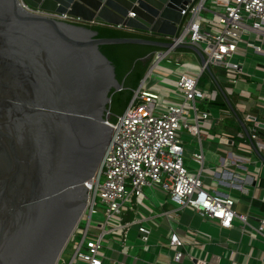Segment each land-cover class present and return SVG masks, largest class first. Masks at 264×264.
<instances>
[{"label":"water","instance_id":"water-1","mask_svg":"<svg viewBox=\"0 0 264 264\" xmlns=\"http://www.w3.org/2000/svg\"><path fill=\"white\" fill-rule=\"evenodd\" d=\"M23 1L85 22L175 36L194 0ZM97 35L93 24L33 12L22 0H0V264H57L85 213V183L113 139L106 121L111 91L123 87L100 46H173L147 35ZM175 48L194 52L211 71L196 45Z\"/></svg>","mask_w":264,"mask_h":264},{"label":"built area","instance_id":"built-area-1","mask_svg":"<svg viewBox=\"0 0 264 264\" xmlns=\"http://www.w3.org/2000/svg\"><path fill=\"white\" fill-rule=\"evenodd\" d=\"M206 1L194 0L187 5L183 22L175 36L145 33L155 39L172 42L173 46L156 50L150 55L151 63L146 76L134 90L124 112L115 121L111 120V112L108 113L106 121L114 128L113 139L100 169L85 183L89 188L84 213H88L86 227H81L79 223L69 240V243H75L77 235L81 236L72 259L66 261L62 253L57 264H74L76 259L83 260L85 264H108L112 259L105 250H114L115 246L123 255H130L134 246L129 244V232L134 226H137L145 246H150L151 230L144 224L149 217L126 221L123 216L126 203L130 202L129 208L133 210V198L142 200L145 197L146 186L163 190L174 204V209L162 213L170 220L176 219L178 209L190 206L201 215L216 219L223 227L232 228L237 224L243 231L250 228L256 234L264 235V218L252 224L249 213H238L235 210V197L221 195L206 188L202 175V149L192 155L199 163L197 168L185 165L186 148L181 132L186 129L200 139L201 118L208 120L211 114L209 111L200 113L197 104L211 103L217 98L215 91L199 84L205 67L201 65V70L196 75L180 74L174 81L175 100L159 102L160 94L156 85L146 86L147 78L152 76L154 68L162 60L181 64L182 54L173 56L174 51H177L175 45L180 43H192L199 47L210 65L227 69L226 77L232 82L238 80L234 78L238 71L264 81V0H216L225 9L218 13L220 27L214 29L206 28L200 21V12L205 8ZM22 2L26 8L36 13L74 23L97 24L85 22L82 18L67 13L42 11L28 6L23 0ZM233 57L240 58L237 63L239 67L230 65ZM247 63L252 66L245 70ZM258 71L262 72L261 76ZM191 110L194 112L193 117L190 116ZM217 120H222V117ZM243 120L250 124L247 127L250 148L258 149L259 153L264 152V142L260 140L261 134H264V121H260L258 114L254 112L245 113ZM241 136L246 137V134L242 133ZM249 163L252 162L249 160ZM260 165H264V157L261 158ZM98 197L106 206L105 220L99 221L97 234L88 237ZM111 221L113 225H110ZM108 234L118 237L115 239V236H111L104 245L103 239ZM168 245L174 251L173 262L181 261L185 239L177 230L170 233ZM191 259L193 264L207 263L196 257ZM116 264L127 263L118 260Z\"/></svg>","mask_w":264,"mask_h":264},{"label":"crops","instance_id":"crops-1","mask_svg":"<svg viewBox=\"0 0 264 264\" xmlns=\"http://www.w3.org/2000/svg\"><path fill=\"white\" fill-rule=\"evenodd\" d=\"M180 53L182 54L180 65L164 59L157 67H162V72L155 71L158 81L168 89H175L174 81L181 73L196 75L201 70L200 59L194 52L189 49L187 51L177 49L173 56L176 57ZM186 58L188 60H185ZM233 58L231 63L237 64L240 58ZM250 65L252 66L247 63L244 69ZM211 66L216 78H211V83L206 88L217 89L216 100L220 96L225 97L223 90L238 116L230 108L214 106L216 110L211 111L213 116L209 123H206L205 129H209L212 136L217 139L214 137L209 139L207 135L206 138L202 135L200 139L195 137L198 139L197 146H192L191 150L185 147L186 154L189 155L192 167L196 168L199 163L192 155L193 152L202 149L204 154L202 175L206 188L221 195L235 197L237 201L235 210L238 213H249L251 223L256 224L260 218H264V165H260V156L250 148L251 143L247 136H241L245 133L244 126L247 128L250 125L243 120L242 103L247 102L246 105H250L253 101L258 106L255 108L257 112L254 113L258 114L260 121H264V81L257 76L254 78L238 71L234 77L238 80L232 82L222 74L223 71H220L219 67ZM258 72L261 76L262 72ZM152 81L151 79L147 82L146 86L156 85ZM167 94L166 99H177L169 90ZM201 104L202 111H210L212 104L209 103L207 109L204 108L205 103ZM219 117H222V120L218 121ZM260 140L264 142V134H261ZM260 153L264 157V152ZM249 160L252 163H249ZM151 189V193L144 192L145 197L142 200L133 198L131 202L133 210L129 208L130 202L126 203L123 214L126 221L149 217L144 224L151 230L150 246H145L137 226H134L129 232V244L134 246L131 254L123 255L116 246L114 250L106 249L105 252L112 259L108 264H116L118 260H123L127 264H193L191 257L204 260L206 264H264V235L256 234L250 228L243 231L237 224L232 228L223 227L216 219L203 216L190 206L178 209L176 219L170 220L162 213L174 209V204L169 201L163 190L154 187ZM173 230H177L185 239L183 257L179 262H173L174 251L168 245L169 235ZM117 237L115 236V239Z\"/></svg>","mask_w":264,"mask_h":264},{"label":"trees","instance_id":"trees-1","mask_svg":"<svg viewBox=\"0 0 264 264\" xmlns=\"http://www.w3.org/2000/svg\"><path fill=\"white\" fill-rule=\"evenodd\" d=\"M93 28L98 31V37L146 36V34L135 30L118 28L108 24L98 23L93 25ZM147 36L154 38V36ZM100 49L114 64L116 76L123 84L122 89H113L111 91L112 101L109 105V110L111 112V120L115 121L117 116L121 115L128 106L134 90L138 88L147 72L151 63L150 55L156 50L163 48L142 43H113L103 44ZM178 50L187 51L188 49L180 48ZM212 74L213 69L211 66V71L205 70L200 79H215V75L213 74L212 76ZM210 104L229 108L227 100L223 96H220L219 99L212 101Z\"/></svg>","mask_w":264,"mask_h":264},{"label":"rangeland","instance_id":"rangeland-1","mask_svg":"<svg viewBox=\"0 0 264 264\" xmlns=\"http://www.w3.org/2000/svg\"><path fill=\"white\" fill-rule=\"evenodd\" d=\"M225 9V6L224 5H220L217 3L216 0H207L206 3H205V8L200 12V21L203 23V25L208 28V29H214V28H219L220 27V24H219V15L218 13L222 12L223 10ZM184 60V59H183ZM185 60H188V58H186ZM233 60H236L235 58H233ZM193 61V60H191ZM165 63V61H164ZM158 67V66H157ZM155 67L154 71H153V74L151 77L147 78V82L151 81V79L153 80L152 82H154V84H156V89L158 90L159 94H160V99H159V102H164L166 100V97H167V91L169 90L170 93H175L176 92V88L175 89H168L167 87H165L164 84H162L160 81H158V77H156V72H162L161 69H163L162 67H159L157 68ZM214 67V66H213ZM220 71H223L222 74L224 76H226L227 74V69L226 68H220ZM156 71V72H155ZM209 83H211V80L210 78L206 79V78H203L202 80L200 79L199 81V84L201 86H204L206 87ZM215 90L213 91H216L217 89L214 88ZM173 95V94H172ZM247 102H243L242 105H243V108H244V114L247 113V112H257L255 110V108L257 109L258 106L255 105L253 103V101H251V104L250 105H246ZM206 105H204L205 109H207L209 103H205ZM198 106V110L199 112L201 113L203 108H202V104L201 102H199L197 104ZM216 105H211L210 107V114H211V117L213 116L211 111L213 112V110H216V108L214 107ZM242 108V110H243ZM190 116L193 117L194 116V112L193 110L190 111ZM263 119V117H260ZM211 119V118H210ZM208 120H203L201 118V135L203 138H206L205 135H207L210 138H216L215 136H212L213 134H211L209 131V129H205L206 127V123H209ZM211 123V122H210ZM209 128L210 125L208 126ZM189 132L186 130V129H183L182 132H181V137L184 141V144H185V147L188 148L189 150H191L192 146H197V142H198V139L195 138V137H192L190 134H188ZM190 135V136H189ZM217 139V138H216ZM253 154V153H252ZM185 165L188 167V168H195V167H192V164L191 162H189V155L186 154V157H185ZM197 168V167H196ZM144 192H147V193H151L152 192V189L150 186H146L144 188ZM106 208V206L100 202V198L98 197V204L96 206V212L93 214L92 218V222H91V227H90V232H89V236H92V235H95L97 234V231H99V227H98V224H99V221H104L105 220V214H104V209ZM87 221H88V213L85 214L82 219H81V222H80V226L85 228L86 227V224H87ZM110 225H113V222L111 221L110 222ZM120 231L118 230L117 231V234H119ZM112 235L108 234L105 236V238L103 239V244L106 245L107 244V241L109 238H111ZM80 235H77V241L75 243H69V246L66 248V250L63 252V257L66 259V261H70L72 259V256L74 254V249L76 247V244H78V242L80 241ZM74 264H85V262L81 259H76L74 261Z\"/></svg>","mask_w":264,"mask_h":264}]
</instances>
